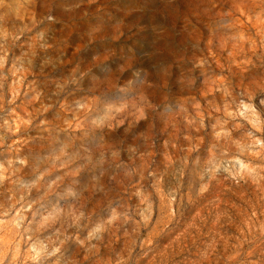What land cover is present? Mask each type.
I'll list each match as a JSON object with an SVG mask.
<instances>
[{
	"label": "rangeland",
	"instance_id": "1",
	"mask_svg": "<svg viewBox=\"0 0 264 264\" xmlns=\"http://www.w3.org/2000/svg\"><path fill=\"white\" fill-rule=\"evenodd\" d=\"M41 261L264 264V0H0V264Z\"/></svg>",
	"mask_w": 264,
	"mask_h": 264
},
{
	"label": "clouds",
	"instance_id": "2",
	"mask_svg": "<svg viewBox=\"0 0 264 264\" xmlns=\"http://www.w3.org/2000/svg\"><path fill=\"white\" fill-rule=\"evenodd\" d=\"M47 19L49 21L53 20L52 16H48ZM105 68H110V65H105ZM143 69H141L142 71ZM93 76H97V79L99 76L96 73H92ZM81 88L84 87V81L83 79L80 82ZM119 96V93H108L104 95H100L99 101L97 102L95 108H94V114L95 119L91 121V123L95 126H102L105 122L110 121L112 117L115 115L119 109L115 108V101L117 97ZM27 233V230H25V234ZM24 243L28 245L26 248V252L28 253L27 259L31 260H37L40 258V255L44 256V259H47V257L54 256L57 249H52L51 251H45L44 249H41V253L37 255H32L31 253L35 251V248L33 245L29 244L28 240H25ZM41 264H43V261H41ZM50 264H54V262H50Z\"/></svg>",
	"mask_w": 264,
	"mask_h": 264
}]
</instances>
